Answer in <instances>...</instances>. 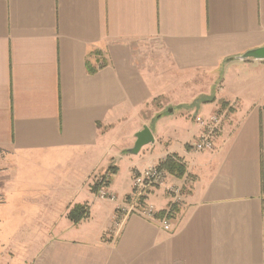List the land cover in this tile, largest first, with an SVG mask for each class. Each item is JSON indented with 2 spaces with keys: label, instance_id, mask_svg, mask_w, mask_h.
Masks as SVG:
<instances>
[{
  "label": "crops",
  "instance_id": "obj_1",
  "mask_svg": "<svg viewBox=\"0 0 264 264\" xmlns=\"http://www.w3.org/2000/svg\"><path fill=\"white\" fill-rule=\"evenodd\" d=\"M261 47L264 0H0V264H264V62L235 60ZM215 113L216 150L192 152ZM172 155L174 231L116 227L134 173ZM109 172L117 203L95 197Z\"/></svg>",
  "mask_w": 264,
  "mask_h": 264
},
{
  "label": "built area",
  "instance_id": "obj_2",
  "mask_svg": "<svg viewBox=\"0 0 264 264\" xmlns=\"http://www.w3.org/2000/svg\"><path fill=\"white\" fill-rule=\"evenodd\" d=\"M194 120L200 126L202 132L190 145L191 151L194 153L214 152L225 121L224 115L221 113H215L208 117L198 115ZM168 157H172L173 160L182 164V161L176 156ZM111 178L112 174L109 172L96 180V191H94L96 199L113 203L119 201V197L109 191ZM169 178L168 171L162 168L161 164L151 165L142 171L134 173L133 193L128 202L117 207L116 218H114L115 226L120 227L130 215H138L149 222L157 224L168 233L173 232L176 224L174 211L184 202L185 187L169 184ZM154 188L166 189L171 196V203L163 215L159 214L153 203L146 200L148 191Z\"/></svg>",
  "mask_w": 264,
  "mask_h": 264
},
{
  "label": "water",
  "instance_id": "obj_3",
  "mask_svg": "<svg viewBox=\"0 0 264 264\" xmlns=\"http://www.w3.org/2000/svg\"><path fill=\"white\" fill-rule=\"evenodd\" d=\"M235 60L241 62L249 60L264 62V47L247 51L243 55L235 57ZM135 137L136 143L134 147L129 150V152L134 155H137L143 147L154 143V137L148 127H144Z\"/></svg>",
  "mask_w": 264,
  "mask_h": 264
},
{
  "label": "trees",
  "instance_id": "obj_4",
  "mask_svg": "<svg viewBox=\"0 0 264 264\" xmlns=\"http://www.w3.org/2000/svg\"><path fill=\"white\" fill-rule=\"evenodd\" d=\"M231 60L233 59H228L227 62H230ZM160 164L162 168L169 170L171 173L175 174L180 178H182L186 173V169L183 163L181 164L173 160L172 157H167L165 161H163ZM112 172L115 173L116 171L113 169ZM159 214L162 215L163 213H159ZM88 216H89L88 210L84 206L78 205L71 210L69 214V219L72 220L75 224H79L81 221L87 219Z\"/></svg>",
  "mask_w": 264,
  "mask_h": 264
}]
</instances>
